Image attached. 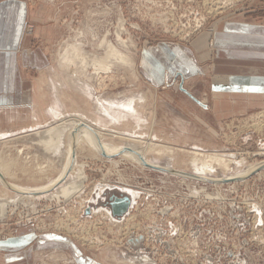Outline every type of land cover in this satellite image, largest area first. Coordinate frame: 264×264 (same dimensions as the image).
<instances>
[{
  "label": "rangeland",
  "instance_id": "1",
  "mask_svg": "<svg viewBox=\"0 0 264 264\" xmlns=\"http://www.w3.org/2000/svg\"><path fill=\"white\" fill-rule=\"evenodd\" d=\"M26 1L33 7L36 22L26 25L25 34L33 36L39 23L46 35L44 45L39 41L35 46H45L49 53L50 67L35 73L42 104L50 107L57 96L58 116L21 134L24 137L14 139L19 135L12 138L2 134L0 155L16 160L9 170L13 174L10 181L40 187L56 178L65 161L66 138L60 153L55 154L39 145L35 132H49L75 111L95 119L97 108H107V103L120 105V109L134 103V117L141 119L137 124L127 120L114 123L103 117L112 133L106 142L131 151L137 147L146 153L147 145L127 135L137 129L134 135L146 141L152 139L167 152L164 156L157 151V156L147 153L149 161L185 175L139 166L119 153L113 159L105 158L91 147L80 145L76 170L81 169L85 175L80 191L69 198L51 194L23 198L11 194L15 198L10 200L5 197L9 213L0 222V241L15 237L23 227L37 232L41 249L34 259L25 254L21 264H264V168L249 174L264 163V126L254 122L262 119L264 107L226 118L222 126L211 122L210 129L194 131L191 125L186 132H195V136L180 137L181 124L173 120L179 108L167 100L161 89L147 87L138 70L143 48L162 41L181 42L202 50L204 47L203 53L214 55L216 24L234 16L262 21L264 0ZM117 31L130 49L135 74L118 64L109 72L95 75L91 69V75L85 77L75 72V66L67 69L60 65L65 46L73 45L76 36L83 39L87 52L104 55L105 49L99 47L101 39L107 37L118 44ZM211 56L209 62L213 60ZM71 76L76 84L71 83ZM198 84L203 92V84ZM86 85L93 94L89 101L82 94ZM55 87L67 97L62 95L61 99ZM194 152H219L231 155L234 162L230 170L217 169L202 177L184 163L187 155ZM71 174L68 180L75 177V173ZM239 175L243 178L220 182ZM4 189L0 184V193ZM126 197L130 199L128 211L120 218L114 216L115 199ZM3 258L0 255V264H8V259Z\"/></svg>",
  "mask_w": 264,
  "mask_h": 264
},
{
  "label": "crops",
  "instance_id": "2",
  "mask_svg": "<svg viewBox=\"0 0 264 264\" xmlns=\"http://www.w3.org/2000/svg\"><path fill=\"white\" fill-rule=\"evenodd\" d=\"M34 17L28 1L0 0L2 139L20 136L58 116L57 96L56 101L49 103L50 107H43L35 76L48 69L50 62L45 46H35L36 42L44 43L45 28L36 23L34 35L25 34L26 25L36 22ZM213 38L212 62L207 60L211 53H203L204 47L196 49L175 41L146 46L140 54L138 70L146 86L161 89L167 100L179 108L178 117L173 120L181 124L180 137L195 136V132L191 136L187 133L191 125L194 131L210 129L211 122L222 126L226 118L264 107V20L239 16L221 19ZM198 83L203 84V92ZM181 85L199 102L183 91ZM55 92L60 98L66 96L62 92L60 95L56 87ZM202 93L208 96L203 98ZM211 131L216 133L214 129ZM39 244L37 232L23 227L15 237L0 241V255L8 259V264H21L26 260L25 254L32 259L38 255Z\"/></svg>",
  "mask_w": 264,
  "mask_h": 264
},
{
  "label": "bare ground",
  "instance_id": "3",
  "mask_svg": "<svg viewBox=\"0 0 264 264\" xmlns=\"http://www.w3.org/2000/svg\"><path fill=\"white\" fill-rule=\"evenodd\" d=\"M76 37H78V39L76 40V42L73 45L69 43L64 48V52H63L64 54H62L61 61H60V65L62 67L69 69V68L75 66L76 67L75 72L80 73L81 75H84L85 77H89L91 75L89 72L91 69L94 70L93 74L95 75V74L101 73L103 71L109 72V71L113 70V68H115V65H118V64H121V65L123 64L124 66L130 68L132 71L133 70L135 71V66H134L135 61H133V58L130 55V52H129L130 49H128L127 42L121 38L120 31H117V37H118L117 42H118V44H114L112 41H108L107 37L104 38L103 40L101 39V42L99 43V47H102L105 49L104 55H99L98 53L91 54V53L87 52L84 48V46H85L84 42H82L83 39H81L80 36H76ZM79 41H81V42H79ZM102 53H104V51ZM135 72H134V74H135ZM94 75H92V78ZM70 79H71L72 84H76L73 81L72 76ZM67 80H68V78H67ZM68 81H70V80H68ZM76 81H77V79H76ZM64 84H67V83H64ZM79 88H80V86H79ZM82 90H83L82 94L85 93L87 95V101H89L88 97L90 98L91 94H92V92L89 88V85H86V87L83 88ZM104 100H106V99H104ZM100 105L103 106V103L102 104L100 103ZM123 107H126V106H123ZM135 108L137 109V107H135L134 103L131 106L129 105V107H126L123 109H120V105H114L113 103H107V108L106 107H101V108L98 107L97 108L98 114H96L95 119L92 118L93 116L84 115V113L82 114L81 112L78 113L77 111H75V112H73L74 113L73 115L69 114L67 116V118L61 119V123L56 124L53 127L49 128V132L48 131H40V132L36 131L35 133L39 136V140H38L39 145L43 146L45 148V150L48 152H53L55 154L60 153L61 148L64 147V141H63L64 137L66 138V142H67L65 144V146H66L65 161H64L63 166L59 172V175L56 178H54L53 180H51L50 182H48L46 185H43L40 187H25L23 185L11 182L10 177H12L13 174L11 176L9 170L13 166V163H14L13 161H16V160L13 158L12 159L11 158H4L1 154L0 155V184L6 190L4 189L0 193V222H3V220L6 217L7 212H8L7 207L9 205V201H6L5 197H6V199L8 198L10 200V199L15 198L14 195L18 196L17 198H19L20 196H22V198H23V197H29V195H31L30 197H40V196H46V194L47 195L51 194L52 196H55V197H61L62 196L65 198H69L73 194H76L78 191H80V188L84 184L83 182L85 179L84 172L81 169L78 171L76 170V168L78 167L77 166V163H78L77 154L78 153L76 151L80 145L85 144V145L91 147L92 149H94V151H97L101 156H103L105 158H112L113 159L119 153L121 155V157H124L125 159L128 158V159L136 161L137 164H140L139 166L149 167V166H147V164L152 165V166H160L157 163H153V162L149 161L147 159V157H148L147 153H150V154L155 155V156H157V153H158V155L164 156L165 155L164 153H167V152L163 148L157 147L158 144H154V141L152 139L150 141H146V139H143L141 135L140 136L134 135V133L137 132V129H135L136 132H133V133L129 132V134L127 133V135L130 136L131 140L138 141L139 143H143L144 145H147L148 150L146 153H144V151L142 153V151H141L142 149L140 150L137 147H135V149L131 151L129 149L123 148L122 146H120L118 144L116 146H114V145L106 142V140H105V138H107V137L109 138L112 133L109 132L110 127H108L109 125L106 123V121L103 119V117L106 116V117L110 118L111 121H113L114 123H121V121L127 120L128 122L132 121V123L135 122L137 124L136 121H138L140 123L139 120L141 118H139V120H138L134 117L136 114L135 111H137ZM140 112L141 111H139V113ZM123 113H125V114H123ZM146 113H148V112H146ZM94 114H95V112H94ZM141 114H142V112H141ZM76 115H78V116H76ZM98 115H99V117H98ZM139 116H142V115H138V117ZM145 119H146V116H145ZM146 124L147 123H145V125ZM129 126L130 125H128V127ZM137 126H136V128H137ZM112 127H114V126L112 125ZM131 129H132V126H131ZM139 129H138V132H140ZM145 131H142V132H145ZM146 134L147 133H145L144 135H146ZM103 135H105V136H103ZM20 137H24V135H21L19 137L14 138V139H17ZM83 147H80V148H83ZM165 148H166V150L169 151V149L167 147H165ZM156 151H157V153H156ZM92 152H93V150H92ZM194 153L195 154L187 155V157L184 159V163L187 166L189 165V166L193 167L196 170L195 172L197 174H200V176H202L201 174L206 175L207 173L209 174L211 172H214L217 169H223V170L229 169L230 170L231 163L234 162V159H232L233 157H231V155H225V154L219 153V152H213V153H211V152H204V153L194 152ZM101 156H99V157H101ZM110 161H111V159H110ZM113 161H115V160H113ZM134 161H133V163H134ZM49 163H50V160L48 161V164L47 163L46 164L49 165ZM46 164H44V165H46ZM239 164H241V163H239ZM263 165H264V163H263ZM43 167H45V166H41V168H43ZM80 167H82V166L80 165ZM162 167H164V166H162ZM251 167L253 169V166H251ZM251 167H249V169H251ZM256 167H257V165H256ZM254 168H255V166H254ZM249 169H248V171L252 170V169L251 170H249ZM246 170H247V168H246ZM254 170L255 169H253L252 171H254ZM71 173H75L74 174L75 177L73 176L74 177L73 179L68 180V176L72 175ZM196 173H195V175H196ZM245 174H242V175H245ZM247 174H248V172H247ZM247 174H246V176H247ZM242 175H239L238 177H241ZM182 176H184V175H182ZM219 179H221V178H219ZM225 179H226V177H225ZM11 191H13V192H11ZM11 194H14V195L11 196ZM12 197H14V198H12ZM14 202L17 203L18 201L15 199ZM11 203H13V202H11ZM107 215H109V214L107 213ZM131 219H132V217H131ZM127 220H128V218H127ZM127 222H129V221H127Z\"/></svg>",
  "mask_w": 264,
  "mask_h": 264
},
{
  "label": "water",
  "instance_id": "4",
  "mask_svg": "<svg viewBox=\"0 0 264 264\" xmlns=\"http://www.w3.org/2000/svg\"><path fill=\"white\" fill-rule=\"evenodd\" d=\"M181 89L183 91H185L186 93H188L193 99L197 100L187 89H185L182 85H181ZM198 101V100H197ZM199 102V101H198ZM147 164V163H146ZM147 166L151 167V168H155V169H159V170H163V171H168V172H172V173H177V174H180V175H185L184 172H181V171H178V170H174V169H170L168 167H162V166H152V165H149L147 164ZM264 168V165L260 166L259 168L255 169L254 171H251L249 174H252L254 173L255 171H257L258 169H262ZM248 175V174H247ZM240 178H243V177H239V178H228V179H222L220 180V182H226V181H232V180H238ZM197 179H202V178H197ZM204 180V179H202ZM218 181V180H217ZM129 205H130V199L129 197H126V198H116L115 199V202L113 204V214L114 216L116 217H122L127 211H128V208H129Z\"/></svg>",
  "mask_w": 264,
  "mask_h": 264
},
{
  "label": "built area",
  "instance_id": "5",
  "mask_svg": "<svg viewBox=\"0 0 264 264\" xmlns=\"http://www.w3.org/2000/svg\"><path fill=\"white\" fill-rule=\"evenodd\" d=\"M261 113L264 114V111H261ZM261 113H259V114H261ZM262 119L264 120V116L262 117ZM262 119H261V120H262ZM261 120H260V121H255V122L262 123V125L264 126V123H263Z\"/></svg>",
  "mask_w": 264,
  "mask_h": 264
}]
</instances>
